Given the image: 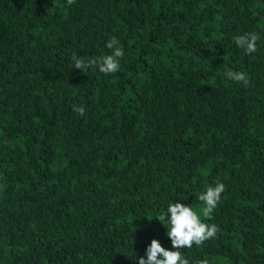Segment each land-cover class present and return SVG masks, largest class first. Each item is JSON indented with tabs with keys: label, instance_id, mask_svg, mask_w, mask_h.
<instances>
[{
	"label": "trees",
	"instance_id": "1",
	"mask_svg": "<svg viewBox=\"0 0 264 264\" xmlns=\"http://www.w3.org/2000/svg\"><path fill=\"white\" fill-rule=\"evenodd\" d=\"M245 33L260 37L251 55ZM113 37L116 73L74 69ZM217 182L201 219L219 231L182 254L264 264V0H0V264L173 250L157 217L174 202L201 213Z\"/></svg>",
	"mask_w": 264,
	"mask_h": 264
},
{
	"label": "clouds",
	"instance_id": "2",
	"mask_svg": "<svg viewBox=\"0 0 264 264\" xmlns=\"http://www.w3.org/2000/svg\"><path fill=\"white\" fill-rule=\"evenodd\" d=\"M76 0H66V4L71 6ZM236 46L243 50L245 55L257 52V41L260 39L256 33H245L233 38ZM119 40L111 38L106 47L111 50L110 54L99 58L72 56L74 69L86 73L89 69L98 70L105 76L114 74L120 69V60L124 56V51L119 47ZM225 77L233 82L249 84V79L245 73L228 70ZM73 112L79 116L86 114L82 105H73ZM225 191V185L217 182L215 186H209L198 195V200L202 202L201 213L194 211L190 206L180 202L169 203L166 210L157 217L161 225L166 229L165 235L170 239L173 250L163 247L158 239H152L146 249L144 256L136 258L135 264H190L189 259L182 254V249H191L194 245L201 247L204 243L215 238L219 231L216 224H208L202 221L201 214L205 219H211L214 210L221 200V194ZM196 264H209L207 259L198 260Z\"/></svg>",
	"mask_w": 264,
	"mask_h": 264
}]
</instances>
